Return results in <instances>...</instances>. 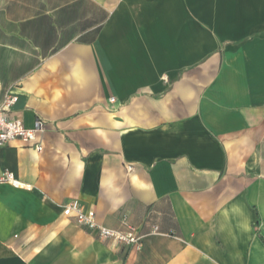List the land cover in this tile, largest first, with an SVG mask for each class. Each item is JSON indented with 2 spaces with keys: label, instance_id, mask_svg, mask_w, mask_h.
I'll list each match as a JSON object with an SVG mask.
<instances>
[{
  "label": "crops",
  "instance_id": "0c3cea01",
  "mask_svg": "<svg viewBox=\"0 0 264 264\" xmlns=\"http://www.w3.org/2000/svg\"><path fill=\"white\" fill-rule=\"evenodd\" d=\"M7 93L0 264H264V0H0Z\"/></svg>",
  "mask_w": 264,
  "mask_h": 264
},
{
  "label": "built area",
  "instance_id": "2783aa9c",
  "mask_svg": "<svg viewBox=\"0 0 264 264\" xmlns=\"http://www.w3.org/2000/svg\"><path fill=\"white\" fill-rule=\"evenodd\" d=\"M18 98L19 96L15 93H7L0 101V149L14 141H20L24 146L40 152L43 150L40 135L45 130V123L38 120L33 128H27L22 121L14 118L11 109L17 103ZM4 183L15 188L24 187L14 173L3 170L0 163V184ZM62 209L67 218L74 220L80 227L96 233L103 240L136 247L140 245L141 237L135 228L129 226L128 231H122L102 226L97 221L96 212L88 209L79 201H70L64 204Z\"/></svg>",
  "mask_w": 264,
  "mask_h": 264
}]
</instances>
